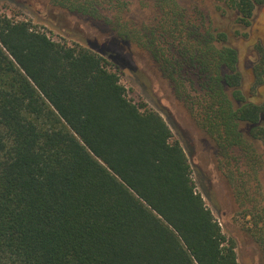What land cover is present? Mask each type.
<instances>
[{"label": "trees", "instance_id": "1", "mask_svg": "<svg viewBox=\"0 0 264 264\" xmlns=\"http://www.w3.org/2000/svg\"><path fill=\"white\" fill-rule=\"evenodd\" d=\"M100 18L101 0H50ZM261 0H219L242 26ZM118 35L144 48L221 149L264 145L263 102L242 93L229 34L176 0ZM254 83L264 84V45ZM188 156L162 115L133 99L111 62L0 13V264H239L235 241L197 191Z\"/></svg>", "mask_w": 264, "mask_h": 264}, {"label": "rangeland", "instance_id": "2", "mask_svg": "<svg viewBox=\"0 0 264 264\" xmlns=\"http://www.w3.org/2000/svg\"><path fill=\"white\" fill-rule=\"evenodd\" d=\"M195 17L199 12L229 34L238 51L237 68L245 97L264 100V84L253 86L258 45H264V0L255 5L250 25L221 14L219 0H176ZM100 18H92L54 5L50 0H0V13L26 19L57 41L79 43L108 59L133 99L141 98L158 111L180 140L192 168L197 191L219 221L223 233L235 241L239 264H264V251L252 235L253 203L264 205V145L252 140L243 128L245 148H219L196 123L191 102L201 94L193 72L182 76L179 96L144 48L118 35L121 27L140 30L160 17L157 0H101ZM143 30V29H142ZM264 124V114L261 117Z\"/></svg>", "mask_w": 264, "mask_h": 264}, {"label": "flooded vegetation", "instance_id": "3", "mask_svg": "<svg viewBox=\"0 0 264 264\" xmlns=\"http://www.w3.org/2000/svg\"><path fill=\"white\" fill-rule=\"evenodd\" d=\"M246 215H252L254 226L252 235L257 238L258 246L264 251V205L253 203L252 209Z\"/></svg>", "mask_w": 264, "mask_h": 264}]
</instances>
